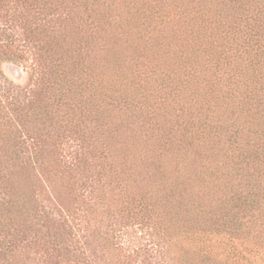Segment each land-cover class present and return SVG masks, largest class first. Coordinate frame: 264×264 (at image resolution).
Segmentation results:
<instances>
[{
	"label": "trees",
	"instance_id": "16d2710c",
	"mask_svg": "<svg viewBox=\"0 0 264 264\" xmlns=\"http://www.w3.org/2000/svg\"><path fill=\"white\" fill-rule=\"evenodd\" d=\"M18 28L33 87L0 83V264L102 227L131 254L144 230L157 264H264V0H0Z\"/></svg>",
	"mask_w": 264,
	"mask_h": 264
},
{
	"label": "rangeland",
	"instance_id": "374dc122",
	"mask_svg": "<svg viewBox=\"0 0 264 264\" xmlns=\"http://www.w3.org/2000/svg\"><path fill=\"white\" fill-rule=\"evenodd\" d=\"M6 36L14 44L12 46L7 45L8 40L5 34L0 32V83L8 82L13 86L19 87L21 95H23L30 87H33L30 68V52L32 50L23 43L19 28L16 33ZM6 102L0 93V104ZM103 231L107 233L102 227L98 230L100 234H94L97 241L93 242L90 248L76 251L68 242L69 237L65 235L62 228H59L56 232V238L63 240L59 247L61 257L58 256L47 261L41 257L42 252L33 247L27 250V253L25 252L21 255L18 264H157L159 261L156 253L148 247L150 236L147 237L144 230H138L137 232L138 242L135 246L141 247V249L135 254L125 250H118L114 241L111 240V234L107 233V236H105ZM104 237L107 238L106 242ZM81 253L84 255L80 256ZM129 253L130 256L126 259L124 256H128Z\"/></svg>",
	"mask_w": 264,
	"mask_h": 264
}]
</instances>
